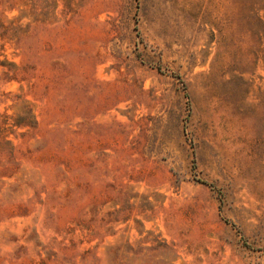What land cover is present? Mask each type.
Masks as SVG:
<instances>
[{
	"label": "rangeland",
	"instance_id": "rangeland-1",
	"mask_svg": "<svg viewBox=\"0 0 264 264\" xmlns=\"http://www.w3.org/2000/svg\"><path fill=\"white\" fill-rule=\"evenodd\" d=\"M0 264H264V0H0Z\"/></svg>",
	"mask_w": 264,
	"mask_h": 264
}]
</instances>
